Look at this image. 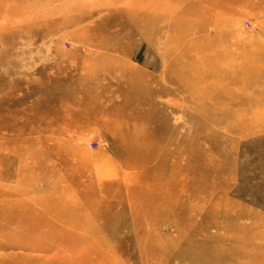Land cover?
<instances>
[{"label":"rangeland","instance_id":"374dc122","mask_svg":"<svg viewBox=\"0 0 264 264\" xmlns=\"http://www.w3.org/2000/svg\"><path fill=\"white\" fill-rule=\"evenodd\" d=\"M172 3L168 15L186 20L191 39L200 16L222 21L213 37L232 36L202 49L203 60L224 51L206 67L193 65L194 48L177 47L166 69L140 35L125 50L89 46L99 24L95 42L121 36L111 0H0V202L26 218L24 234L32 228L26 247L50 249L48 264H264V0ZM122 87L128 96L149 93V102L131 106L138 115L130 117L120 92L99 100L122 127L107 128L91 112L77 141L119 181L107 187L91 164L66 170L72 151L62 169L53 171L55 157L38 167L44 151L37 133H20L24 126L42 129L60 107L77 113L98 90ZM39 184L60 188L32 193ZM14 229L6 241L15 243L23 225ZM20 253L0 244V264H37V252Z\"/></svg>","mask_w":264,"mask_h":264},{"label":"bare ground","instance_id":"6f19581e","mask_svg":"<svg viewBox=\"0 0 264 264\" xmlns=\"http://www.w3.org/2000/svg\"><path fill=\"white\" fill-rule=\"evenodd\" d=\"M179 1H182V0H179ZM171 4H173L172 0H111V6L114 7V5H116V7L114 9L111 7L113 9V11L110 10V15L114 19V23L117 24V28H120L123 26V28H121L120 30L119 29L116 30L117 33L121 34V36H118L117 42L116 41H110V40H102V41L95 42L94 38H96V35L101 33L100 31H102V30H100L102 28V25L99 24L98 25L99 28L96 29V33L95 34H93V32L90 33V35H92L91 41H93V43H89L90 44L89 46H95V47H98L99 49H101V47L108 48V46H112L113 48L119 47L121 50H125V48L123 46L121 47L120 45H123L125 43L134 45V42H133L134 38H133V40L131 38L135 37L137 35H140L142 42L145 43V45H147V47L149 49H152L155 53L160 54L161 58L163 59V61H162L163 66L166 69H170V63L166 58L167 57L170 58L171 55L174 53V51L177 49V47L178 48L179 47H182V48L186 47V52H187V48H189V49L194 48V51L191 52L190 54H188L190 57H191V55L193 56V62H194L193 65H196V62L199 61L200 66L204 65L203 67H206L207 66V64L205 65L206 62H208L210 60L217 59V53H223L224 51L223 50L222 51H214V52H212L213 53L212 55L206 56V58L203 60V59H199V57H198V55H202L205 53V51L202 49H204L205 47L213 48L216 44H218L217 42L220 41L221 39H224V40H231L232 39L233 40L232 36L225 37V35L223 36V34H222V36H220L219 38L213 37L212 33H215L216 31L218 32V30L221 29L220 26L222 25V21H220L218 18H215V17L206 19L204 16H200L197 19V21H198L197 24L194 25L193 27L189 28V29H192L194 31V33H193L194 39H191L189 37V35H186V29H187L186 20L184 22H180L179 19L178 20L173 19V15H168L170 10H171V9L169 10V7L171 6ZM80 6L82 7V4ZM146 6H148V7H146ZM150 6L156 8V9L152 11L150 9L152 7H150ZM172 14H174V12H172ZM92 16H93V13H90V17H92ZM141 24L147 25L146 30H145V28L143 29V26ZM168 28H171L172 31L177 34L178 40L175 41L172 38L173 34L171 36H169L170 30H168ZM200 32H202L203 36L201 35ZM208 35H210L212 37H210ZM186 36H188L190 38V41L187 43H186ZM179 41H181L182 44H178ZM239 42L240 41L237 40V43H239ZM227 43H228V41H227ZM225 51H226V49H225ZM203 61H205V63ZM129 67L134 71L139 70L138 68H134L131 66H129ZM195 67H197V66H195ZM197 68H199V67H197ZM200 69H202V68H200ZM191 71H193V70H191ZM86 76H87V79H89L90 74H87ZM124 77H127V79H125ZM128 77L129 76H127L126 74H125V76L124 75L120 76L121 80L128 81L129 85L131 87L130 81H133L135 78L134 77L128 78ZM116 92H120V94L124 95L122 106L125 108V110L123 109V112L130 115V117L132 115L133 116L138 115V111L137 110L133 111L134 108L132 107L133 109H131L130 108L131 106H135L136 104H137V106H140V105L144 104L145 102H149V100L146 101V99H147L146 95H148L149 93L144 95L142 93V91L140 93L137 92L133 95L128 96V95H126L127 93L125 92L124 87L117 88L114 91L111 88L108 91L98 90L97 94L94 93V94H96V95H94V101H91V104L88 107L82 108L80 110L81 112L79 111L77 113H74V112L68 113L67 108L60 107L58 109L59 112H57L53 118L52 117L47 118L46 116L43 117L42 125H41L42 129L37 130L34 127L28 128L29 124L24 126L25 129L24 130L21 129L23 131L20 133H23L24 131H26V132H24V134H28V135L29 134L34 135L37 133L38 137H37V140H34V142H35L34 144H37L39 141V145H38L37 150L40 151L41 149H43V151H44L43 153L45 155L41 156V158H43V160L39 161L38 167L44 168V166H46L49 162H51L50 158L55 157V159H57V162L55 164V167L53 168V171L55 172V171H57V169H62L60 166V163H61L60 158L62 160H63V156L70 158L71 155H70L69 151H72L71 153L75 157L68 159L67 160L68 164L64 163V166H65L64 168L66 170L80 171L81 165H83L82 163L85 164L84 168H87L88 164H91V165H94L96 168L95 176H96L97 180H99V182L104 180L105 185L107 187L109 186V182L113 183L115 180L119 181L118 179L111 180L110 174H107L106 176H104L106 174V172L103 171L104 169L101 170V168L98 166V165L102 166V163L100 161V155H98L94 159H91V158L88 159L87 150L80 148V146H79L80 144L78 145V142H77L78 139H80L79 134L81 135V133H79L80 128H86L90 124V122H88L90 119L88 114L91 112L95 113V119L104 123V126L107 128H110V127L115 126V125L122 127V124H118V123H122V122H121L120 118L116 117L117 116L116 114H118L117 110H114V112L116 111L115 113H110V115H109L110 119H106L104 114L112 106H109V104L107 105L104 102L99 103L102 99L109 97V95L116 94ZM142 97H145L146 99L145 98L142 99ZM152 105H154V104H152ZM139 108L140 107H138V109ZM150 108H151L150 109L151 112L152 111L155 112V107H151V105H150ZM140 110H139V112H140ZM156 110H157V108H156ZM113 116H115V119H116L115 121H113V119H114ZM137 124L138 123H135V125L132 124V127H130V128L132 130L136 129ZM127 127H129V125ZM13 132H15V130ZM21 141H23V140H21ZM22 144L24 146L25 142L23 141ZM22 148H24V149L27 148V145H25ZM104 164H105V160L103 162V167H104ZM106 167L107 166H105V168ZM44 171H45V169H44ZM44 171L37 173V175H31L32 177L30 178V180H28L26 182L23 181L24 184L25 183H28V184L34 183L35 184V183L41 182L42 178L45 175H47V173H48V171H46V172H44ZM32 173H34V172L32 171ZM33 177H35V179L32 182ZM119 185L120 184H115V187L118 188ZM26 186L27 185L25 184L24 188H26ZM54 187H57V185ZM54 187H50V186L48 187L46 185H40L39 184V185H36V187L32 190V193L43 192L46 190V191L51 192L50 195H53L55 193H58V191H59L58 189L60 188V186H58L55 189H54ZM12 189L13 188H10V193L8 195H10V196L18 195L16 193L12 194L11 193ZM1 190H3L2 186H0V192H1ZM19 194L22 195L23 193H19ZM104 197H106V196H103V198ZM106 198H108V197H106ZM35 200H37V199H35ZM38 201L40 202V197L38 198ZM14 211L15 210H5V206H4L3 202L2 201L0 202V231L3 232V235L0 236V244L4 245V246H8L11 249L16 248L19 251H21V253L24 251H27V253L37 252V254H40V255L36 256L37 257V260H35L36 263L37 264H48L50 260L47 258L44 259V257L48 256L46 253H48L50 251V249H44L42 246L26 247L24 240L26 239V237L28 238L30 236V234L32 233V228H27L26 234H24L25 229H26L25 228L26 227V221H25L26 218L24 216H19V217L15 216L16 213ZM11 218H16L18 221L17 222H13V221L10 222ZM44 218H45V215H44ZM21 224L23 225V230L21 232L20 237H14L15 243H11L10 238H9V241H6V240H8V237L5 236V234H6L5 231L8 232L9 230H11L13 232V230H15L14 227L16 225L21 226ZM52 249L55 251L54 248H52ZM57 260L62 262L59 259H57Z\"/></svg>","mask_w":264,"mask_h":264}]
</instances>
